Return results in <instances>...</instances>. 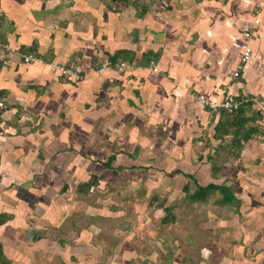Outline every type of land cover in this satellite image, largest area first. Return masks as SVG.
Instances as JSON below:
<instances>
[{
  "label": "crops",
  "instance_id": "0c3cea01",
  "mask_svg": "<svg viewBox=\"0 0 264 264\" xmlns=\"http://www.w3.org/2000/svg\"><path fill=\"white\" fill-rule=\"evenodd\" d=\"M0 10L10 47L0 264H249L246 245L264 248V119L239 150L193 93L252 97L264 114V0H0ZM243 41L253 58L235 80ZM118 52L127 60L96 71Z\"/></svg>",
  "mask_w": 264,
  "mask_h": 264
},
{
  "label": "built area",
  "instance_id": "2783aa9c",
  "mask_svg": "<svg viewBox=\"0 0 264 264\" xmlns=\"http://www.w3.org/2000/svg\"><path fill=\"white\" fill-rule=\"evenodd\" d=\"M255 7H259V4L257 3ZM4 13L0 10V69H1V63L6 59L7 54L10 50L9 44L5 43L1 37V27L2 22H4ZM245 39L249 38L252 33L251 31H246ZM241 53L239 56V59L237 63L232 67L231 70V77L232 79H238L242 70L246 67V65L250 64L252 62V53L249 48V45L247 41H243L240 45ZM23 61L26 64H33L34 62H41L42 60L38 57L32 58L31 56L24 55ZM111 65L109 58H105L100 67L96 69L98 73H102L105 68H108ZM125 64L120 63L117 65V70L119 72L124 71ZM151 68L154 73L160 72V69L157 68L156 65L151 62ZM51 70L55 73H57L58 76H61L62 78L72 81V82H79L83 79L82 74L80 73V70L74 66H57L51 64ZM194 98L196 101L212 112H220V111H226L228 113L235 112L239 106L240 101L236 100L234 97L224 94L223 92L215 93L212 96H207L203 92H195L193 93ZM5 107V99L3 96L0 95V111ZM1 120V117H0Z\"/></svg>",
  "mask_w": 264,
  "mask_h": 264
},
{
  "label": "trees",
  "instance_id": "16d2710c",
  "mask_svg": "<svg viewBox=\"0 0 264 264\" xmlns=\"http://www.w3.org/2000/svg\"><path fill=\"white\" fill-rule=\"evenodd\" d=\"M108 58L111 65H114L118 58L126 59V57L120 55L119 52L117 54H112V56H108ZM128 60H131V57H128ZM234 98L240 101L239 108L233 113H228L226 111L218 112L220 114V119L217 124L218 126H216L215 129L219 135L232 134L234 136L233 143L235 147L241 150L243 148V143L248 141L255 133L259 132V126L251 125L246 128L244 127V124L249 122H259L260 124V122L264 119V114H262L260 110L252 109L254 105L252 97L238 95ZM249 110L252 112L250 115H246V112ZM197 190V193L193 196L195 199L199 198L200 192H204L206 189L199 187ZM232 201L234 200L232 199Z\"/></svg>",
  "mask_w": 264,
  "mask_h": 264
},
{
  "label": "rangeland",
  "instance_id": "374dc122",
  "mask_svg": "<svg viewBox=\"0 0 264 264\" xmlns=\"http://www.w3.org/2000/svg\"><path fill=\"white\" fill-rule=\"evenodd\" d=\"M218 113V112H217ZM257 126L259 125V122H256L255 123ZM136 161V160H135ZM146 191H148V190H145V192ZM170 191V190H169ZM169 191H167V193H169ZM127 195H131L130 194V192L127 194ZM148 195V194H147ZM146 195V196H147ZM215 195V194H214ZM132 196V195H131ZM142 196H144V194L142 195ZM141 196V197H142ZM149 196V195H148ZM128 197H130V196H128ZM217 198V197H216ZM174 198H172L171 199V201L170 202H172V203H174V200H173ZM177 202V201H176ZM232 203L234 202V201H231ZM177 204V203H176ZM157 206V205H156ZM159 207V206H158ZM162 207V206H161ZM172 208H176V210L178 209V205H172L171 206ZM194 208V210L193 211H191V213L192 214H195L192 218L191 217H189L188 216V218L184 221V223H186L188 226L189 225H191V227H192V225L195 223V222H197V220H198V218H195V216L196 215H198V212L199 211H201L202 212V206L201 205H197V206H195V207H193ZM231 213H233L232 211H231ZM194 218V219H193ZM181 221V220H180ZM180 226H182V225H180ZM230 230V229H229ZM252 232V234H253V237H255V236H257V235H255V234H260V233H258V232H256L255 233V231H251ZM259 237V236H258ZM107 239H109L108 237H107ZM237 243H241V244H243V242H242V237L241 238H239L238 237V239H237ZM254 245H255V243H254ZM254 245H251V246H247L246 245V253H245V256L246 257H250L251 258V260H250V262H249V264H253V263H255V262H257V264H264V254L262 255V254H260V251L262 250L263 251V247L262 248H258V247H256V246H254ZM259 254H260V257H257V256H259ZM258 259V260H257Z\"/></svg>",
  "mask_w": 264,
  "mask_h": 264
}]
</instances>
